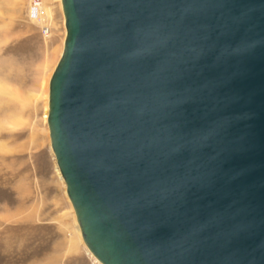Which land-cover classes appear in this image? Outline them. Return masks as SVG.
Listing matches in <instances>:
<instances>
[{"label": "water", "instance_id": "obj_1", "mask_svg": "<svg viewBox=\"0 0 264 264\" xmlns=\"http://www.w3.org/2000/svg\"><path fill=\"white\" fill-rule=\"evenodd\" d=\"M47 127L103 264H264V0H60Z\"/></svg>", "mask_w": 264, "mask_h": 264}, {"label": "rangeland", "instance_id": "obj_2", "mask_svg": "<svg viewBox=\"0 0 264 264\" xmlns=\"http://www.w3.org/2000/svg\"><path fill=\"white\" fill-rule=\"evenodd\" d=\"M0 0V264H99L50 147L47 81L65 37L60 0ZM48 10L51 13L49 18Z\"/></svg>", "mask_w": 264, "mask_h": 264}, {"label": "bare ground", "instance_id": "obj_3", "mask_svg": "<svg viewBox=\"0 0 264 264\" xmlns=\"http://www.w3.org/2000/svg\"><path fill=\"white\" fill-rule=\"evenodd\" d=\"M33 3L35 4V7H36V14L32 13L31 12V9H30V15L32 17V19H38L41 17V14H42V11L44 10V6L42 4V0H33ZM32 3V5H33ZM48 13H49V18L48 20L51 19V13H50V10H48ZM49 83V80L47 81V84ZM59 169V168H58ZM61 175V174H60ZM61 179H62V176H61ZM79 227V226H78ZM89 250V249H88ZM90 251V250H89ZM89 253L92 254V252L90 251ZM93 255V254H92ZM94 256V255H93ZM94 258L99 262V264H103L102 262H100L95 256Z\"/></svg>", "mask_w": 264, "mask_h": 264}, {"label": "built area", "instance_id": "obj_4", "mask_svg": "<svg viewBox=\"0 0 264 264\" xmlns=\"http://www.w3.org/2000/svg\"><path fill=\"white\" fill-rule=\"evenodd\" d=\"M31 12L36 14V7H35L34 3H33V5L31 4Z\"/></svg>", "mask_w": 264, "mask_h": 264}]
</instances>
